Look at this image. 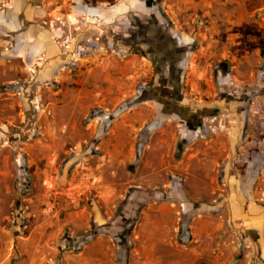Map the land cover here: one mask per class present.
<instances>
[{
  "label": "rangeland",
  "instance_id": "obj_1",
  "mask_svg": "<svg viewBox=\"0 0 264 264\" xmlns=\"http://www.w3.org/2000/svg\"><path fill=\"white\" fill-rule=\"evenodd\" d=\"M38 1L59 67L0 69V264H73L98 237L113 264H137V225L162 201L174 227L198 215L225 229L228 141L240 176L251 160L264 172V0ZM239 240L226 228L188 247L203 264H260L226 247Z\"/></svg>",
  "mask_w": 264,
  "mask_h": 264
},
{
  "label": "crops",
  "instance_id": "obj_2",
  "mask_svg": "<svg viewBox=\"0 0 264 264\" xmlns=\"http://www.w3.org/2000/svg\"><path fill=\"white\" fill-rule=\"evenodd\" d=\"M84 11L90 16L92 14L89 13L96 14L87 7ZM45 15L46 10L38 0H0V69L2 67L5 73L9 72L11 76L19 70H31L33 64L41 62L44 73L48 72L47 77L54 76L53 69L59 67V50L54 43V30ZM233 138L234 141H228L229 150L224 148L221 151L229 152L220 171L222 181L228 186V226L224 229V225H221L223 223L213 224L209 218L196 215L190 225L186 223L179 227L177 218L174 227L178 205L174 206V203L168 201L153 204L151 214L145 215L149 218L148 222L137 225L139 229L136 240L139 245L133 257L137 264H203L205 261L202 254L188 247L193 237L200 232L207 236L226 228L240 239L226 247L229 246L235 252L242 243L245 254H253L260 264H264V207L253 202L258 195L264 197V172L259 174L258 169L251 172L254 167L251 160L244 166L246 170L241 173L242 176L239 175L243 161L238 157L234 159L238 146L236 137ZM262 149L264 151V147ZM182 237L190 238L184 240ZM217 248L219 250L220 246L217 245ZM90 249L93 258L87 261L84 257ZM86 261L92 264H113L112 247L102 237L91 240L83 254L72 259L73 264H87Z\"/></svg>",
  "mask_w": 264,
  "mask_h": 264
},
{
  "label": "flooded vegetation",
  "instance_id": "obj_3",
  "mask_svg": "<svg viewBox=\"0 0 264 264\" xmlns=\"http://www.w3.org/2000/svg\"><path fill=\"white\" fill-rule=\"evenodd\" d=\"M161 29H162V27L159 29V33H162V31H161ZM156 34H157V31L155 32ZM147 34V33H146ZM159 38H160V35H159ZM160 41V43H161V40H159ZM159 43V44H160ZM163 49V47L162 46H160L159 48H158V50H159V52L161 51ZM166 51V50H165ZM161 55V58L160 59H158V58H155V61H156V63H157V65H158V69H159V71H160V73L163 71V67H161L162 65L161 64H165L167 67V70L166 71H163V81L167 84L166 86H162L163 88V91H167V92H169V93H171V94H174L175 96L177 95V90L175 89L176 88V85L174 86L173 84H172V82L173 81H175V78H178V75H176V72H172L173 70H172V68L173 67H171V63H166L167 61H166V59H165V63H163L164 62V60H163V58H162V56L164 55V51H162V53H160V54H158V56H160ZM163 60V61H162ZM161 65V66H160ZM172 70V71H171ZM178 83H179V80H176Z\"/></svg>",
  "mask_w": 264,
  "mask_h": 264
},
{
  "label": "trees",
  "instance_id": "obj_4",
  "mask_svg": "<svg viewBox=\"0 0 264 264\" xmlns=\"http://www.w3.org/2000/svg\"><path fill=\"white\" fill-rule=\"evenodd\" d=\"M148 199H149L148 195H142L141 200H148ZM186 223H187V221L185 222L184 220H181L180 225H181V226H185V225H187ZM184 233H185V232H184ZM77 251H78V250H77Z\"/></svg>",
  "mask_w": 264,
  "mask_h": 264
},
{
  "label": "built area",
  "instance_id": "obj_5",
  "mask_svg": "<svg viewBox=\"0 0 264 264\" xmlns=\"http://www.w3.org/2000/svg\"><path fill=\"white\" fill-rule=\"evenodd\" d=\"M69 47L66 48V50L68 49ZM100 65L102 64V62L99 63Z\"/></svg>",
  "mask_w": 264,
  "mask_h": 264
}]
</instances>
